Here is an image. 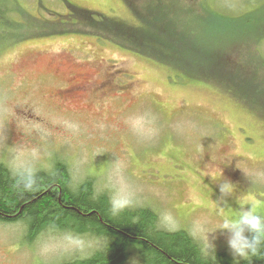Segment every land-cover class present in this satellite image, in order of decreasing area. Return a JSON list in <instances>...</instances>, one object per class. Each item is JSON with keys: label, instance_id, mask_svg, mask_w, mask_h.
I'll use <instances>...</instances> for the list:
<instances>
[{"label": "rangeland", "instance_id": "1", "mask_svg": "<svg viewBox=\"0 0 264 264\" xmlns=\"http://www.w3.org/2000/svg\"><path fill=\"white\" fill-rule=\"evenodd\" d=\"M144 1L133 0L135 8L144 10ZM163 1L175 7L167 16L160 0L153 3L157 17L146 13L158 19V32L184 45V8L195 16L193 37L211 36L207 46L218 49L223 60L217 71L234 93L181 80L169 65L86 30L45 25L32 34L39 29L28 27V15L57 21L70 11V2L137 22L129 0H20L14 15L27 20L14 33L21 36L0 51V164L15 173L22 165L47 169L61 158L75 183L92 176L112 201L119 195L130 199L129 206L154 208L161 227L185 228L213 254L206 231L220 222L221 182L236 188L227 203L220 202L225 214H235L239 197L253 198L264 212V100L257 98L264 95V0H205L239 17L257 14L252 31L244 23L214 18L202 0ZM244 50L254 56L249 60ZM81 83L80 92L63 95ZM25 229L22 222L0 223V264H59L103 245L91 236L52 231L29 245L23 242ZM208 236L215 250L231 254L226 234L217 230ZM126 264L140 261L133 256Z\"/></svg>", "mask_w": 264, "mask_h": 264}, {"label": "trees", "instance_id": "2", "mask_svg": "<svg viewBox=\"0 0 264 264\" xmlns=\"http://www.w3.org/2000/svg\"><path fill=\"white\" fill-rule=\"evenodd\" d=\"M129 2L137 22L131 18L122 20L116 16L93 12L68 2L66 5L70 11L60 14L59 20L40 21L28 15V27L39 29L33 30L32 34H38L45 29V25L56 31L86 30L84 32L115 40L157 62L169 65L181 80L190 78L205 81L234 93L230 85L226 84L227 80L217 71L223 66V60L218 49L212 50L210 45L207 46L211 44V36L205 33L198 38L193 37L195 31L191 26L197 23L195 16H190L184 8L183 45L180 43L182 40H176L175 36L171 37L165 30L160 32L159 29L158 32L155 25L157 13L153 12L154 0H145L144 10L135 8L137 4L133 0ZM161 3H164L163 6ZM19 4L20 0H0V51L8 41L21 36V33L17 35L14 32L23 27L27 16L20 14L21 18L24 17L22 20L14 15ZM201 4L220 21L244 23L246 31H252L258 19L255 13L239 17L225 9L211 8L209 5L212 3L205 0ZM159 9L167 16V12L175 7L171 1L160 0ZM147 11L156 17L147 16ZM83 23L88 24L83 27ZM1 37L5 38L1 40ZM149 47H154V50L150 51ZM244 52L249 60L254 56L250 51ZM173 57L177 58L175 62ZM200 64L203 66L199 70L197 65ZM257 98L262 102L264 95L260 94ZM51 165L47 169L35 170V189L22 192L15 187L14 173L6 164H0V223L22 222L26 228L23 242L29 245L45 231L91 236L103 243L102 247L94 249L88 256L65 260L59 264H126L133 256L138 257L140 264H235L232 254L223 249L215 250L214 260V253L207 254L199 241L185 228L168 230L161 227L157 212L152 207L128 206L113 213L111 195L106 190H97L92 176L75 183L65 161L54 158ZM240 264L249 262L241 260ZM250 264H264V257H253Z\"/></svg>", "mask_w": 264, "mask_h": 264}, {"label": "clouds", "instance_id": "3", "mask_svg": "<svg viewBox=\"0 0 264 264\" xmlns=\"http://www.w3.org/2000/svg\"><path fill=\"white\" fill-rule=\"evenodd\" d=\"M246 177L251 181L249 174ZM15 187L22 192L33 191L37 185L36 175L29 165H22L14 173ZM259 177L260 174H257ZM235 184L231 181L224 180L219 185L220 197L217 201V215L220 222L213 229H208V248L214 253L215 244L209 239L208 234L220 230L226 234V243L229 251L234 257L235 264H240L241 260L248 261L249 264L253 257H264V212L261 205L251 197H239V208L235 214H225L220 202L227 203L226 198L235 192ZM131 201L127 197L117 196L112 202L113 213H118L130 205ZM161 223L167 225L168 217L163 214L160 218ZM215 239V237H213Z\"/></svg>", "mask_w": 264, "mask_h": 264}, {"label": "flooded vegetation", "instance_id": "4", "mask_svg": "<svg viewBox=\"0 0 264 264\" xmlns=\"http://www.w3.org/2000/svg\"><path fill=\"white\" fill-rule=\"evenodd\" d=\"M97 85L101 86L100 84H98L97 82H95ZM82 83L75 86V85H72V87L70 88H67V90H65V92L63 93V95H73L75 94L77 91H81L82 87H81ZM100 88V87H99Z\"/></svg>", "mask_w": 264, "mask_h": 264}]
</instances>
